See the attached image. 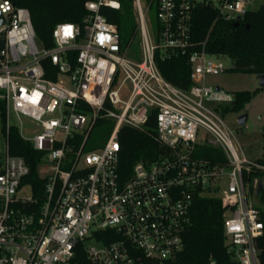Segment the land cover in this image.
Listing matches in <instances>:
<instances>
[{"label":"built area","instance_id":"built-area-1","mask_svg":"<svg viewBox=\"0 0 264 264\" xmlns=\"http://www.w3.org/2000/svg\"><path fill=\"white\" fill-rule=\"evenodd\" d=\"M255 0H133L140 54L129 56L116 24L92 0L85 24L61 22L54 45L39 41L29 8L0 0V98L5 147L0 150V264H182L184 233L196 195L223 199L225 251L200 264H264V205L254 193L253 161L245 156L219 106L234 95L208 81L229 69L222 54L193 50L191 19L201 2L227 20ZM189 57L192 85L168 81L156 51ZM54 65L49 77L43 60ZM156 115L164 151L139 161L125 177L119 139L123 125L142 129ZM99 119L115 122L108 139L87 149ZM41 154L39 184L24 156L11 153L10 129ZM223 160L198 155V146Z\"/></svg>","mask_w":264,"mask_h":264},{"label":"trees","instance_id":"trees-1","mask_svg":"<svg viewBox=\"0 0 264 264\" xmlns=\"http://www.w3.org/2000/svg\"><path fill=\"white\" fill-rule=\"evenodd\" d=\"M18 7L29 8L33 25L39 41L46 47H52L54 40L52 32L56 24L74 22L85 24V18L92 11L86 3L92 0H11ZM120 8L102 6L101 13L116 24L121 34L124 46H131L139 32L137 13L133 0H120ZM155 9L154 0H146ZM150 9V10H151ZM157 21L155 25L157 26ZM191 35L193 50L205 48L210 53L222 54L231 58L232 64L228 70L240 73L264 74V5L257 9L248 8L240 19L227 20L219 15L217 8L204 3H197L191 19ZM157 65L164 77L173 84L187 89L192 85V65L189 57L179 52L167 55L164 49L156 51ZM43 65L49 77L54 68L49 58L43 60ZM239 90L233 93L231 102L221 104L219 110L225 115L229 112H241L258 90ZM5 103L0 98V127L5 130ZM115 122L109 119H99L90 132L86 148H97L110 136ZM157 129L156 115L150 113L149 119L142 129L131 125H123L120 129L121 143L120 165L125 177L132 172L133 166L139 161L156 159L164 150L155 133ZM11 153L24 156L32 172L30 179L39 184L37 165L41 154L35 151L33 143L25 140L19 129H10ZM263 153L257 162L264 165V127L262 129ZM198 155L213 160H223L225 155L217 147L210 145L198 146ZM260 172L256 169L245 177L253 180ZM264 205V193L261 195ZM226 205L219 196L196 195L191 207L190 223L184 233L185 248L180 254L182 264H200L209 256H222L225 251L224 212ZM264 244V238L262 239Z\"/></svg>","mask_w":264,"mask_h":264},{"label":"rangeland","instance_id":"rangeland-1","mask_svg":"<svg viewBox=\"0 0 264 264\" xmlns=\"http://www.w3.org/2000/svg\"><path fill=\"white\" fill-rule=\"evenodd\" d=\"M264 5V0H255L250 6L252 9H257ZM148 22L155 24L157 21V13L155 9L147 12ZM140 32L137 33L133 40L129 56L138 57L140 54ZM221 59L227 66H231L232 60L230 57L223 55ZM208 81L212 84L219 85L221 88L233 94L239 90H254L259 87V78L256 74L240 73L226 70L219 75L209 76ZM247 114L248 119L244 124H240L238 119L241 115ZM226 122L233 129L238 143L240 144L245 156L248 160L253 161L252 169H256L260 173L254 176L257 183L254 187V193L261 195L264 193V165L257 162V159L263 153L262 129L264 127V90L260 89L256 92L252 100L246 104L241 112H229L225 115ZM5 147V138L2 135L0 127V150Z\"/></svg>","mask_w":264,"mask_h":264},{"label":"water","instance_id":"water-1","mask_svg":"<svg viewBox=\"0 0 264 264\" xmlns=\"http://www.w3.org/2000/svg\"><path fill=\"white\" fill-rule=\"evenodd\" d=\"M241 16L238 17V19H240ZM6 22V17L4 15V13H2V11L0 10V24H3ZM259 78V85L264 87V74H259L258 75ZM248 116L247 114H243L239 117L238 121L240 124H244L247 122Z\"/></svg>","mask_w":264,"mask_h":264}]
</instances>
